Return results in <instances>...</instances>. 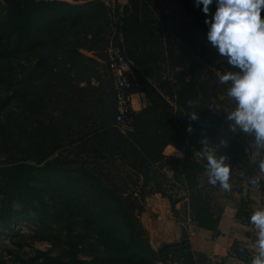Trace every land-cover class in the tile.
Instances as JSON below:
<instances>
[{"label": "trees", "instance_id": "1", "mask_svg": "<svg viewBox=\"0 0 264 264\" xmlns=\"http://www.w3.org/2000/svg\"><path fill=\"white\" fill-rule=\"evenodd\" d=\"M107 2L113 19L102 0H0V227L33 215L57 250L35 249L19 264H206L186 228L178 242L154 248L140 215L158 193L176 218L217 236L213 192L230 199L252 186L259 157L254 164L251 137L231 130L235 102L217 76L236 69L207 43L208 17L195 0ZM210 7L214 14L215 0ZM112 26L132 61L128 93L145 99L125 132L105 56ZM205 138L229 158L231 192L200 188ZM169 144L182 156L164 154ZM173 188L185 189L186 200ZM257 188L264 192V181ZM247 205L239 199L235 218L249 225ZM49 221L56 227H41ZM230 251L250 264L242 242Z\"/></svg>", "mask_w": 264, "mask_h": 264}, {"label": "clouds", "instance_id": "2", "mask_svg": "<svg viewBox=\"0 0 264 264\" xmlns=\"http://www.w3.org/2000/svg\"><path fill=\"white\" fill-rule=\"evenodd\" d=\"M214 0H195L197 7L208 17L207 43L224 57L235 71L217 73L221 84H229L227 97L235 102L228 111L227 121L233 132H241L251 137L250 147L253 156L259 157L257 172L249 177L253 187H259L264 181V0H215L216 10L211 12ZM193 105L192 100L188 101ZM191 120H197L198 114H189ZM188 131H192L191 125ZM202 145L201 158L205 165L208 183L219 186L225 192H231L232 166L228 156L219 152V145L212 146L207 138L199 141ZM223 148L228 146L220 141ZM253 163L257 161L254 159ZM254 226L256 240L247 243L252 252L250 264H264V209H256L250 217Z\"/></svg>", "mask_w": 264, "mask_h": 264}, {"label": "rangeland", "instance_id": "3", "mask_svg": "<svg viewBox=\"0 0 264 264\" xmlns=\"http://www.w3.org/2000/svg\"><path fill=\"white\" fill-rule=\"evenodd\" d=\"M118 2L121 5H123L127 2V0L125 2H121L118 0ZM106 5L107 7H109L107 16H110V18L113 19L114 6L108 3L107 1H106ZM108 40L109 43L110 42L116 43L118 41L114 26H112L111 32L108 35ZM143 101L145 102V99ZM166 152H168L169 155L180 157V153L173 148H169V149L167 148ZM181 156H182V152H181ZM255 160H257V157H255ZM199 185L200 188L206 191L209 190L210 184L208 183V178L206 177V175L203 174L200 177ZM169 192L175 194L176 196H181L184 200H186L188 194L187 191L183 188H173ZM250 196H253L254 204H256L257 199H260L261 202H264V192H262L257 187H253V186L246 188V190L242 194L234 193L233 197L230 199L224 198L219 190L213 192L212 194V198L214 199L216 198L215 201L217 202V204H221L222 206H225L226 203L228 202V204L234 207L237 206V202H239L240 198H244L245 200H251ZM250 202L251 201H249L248 204H250ZM248 208H249V213L251 212L253 213V211L256 210L257 206L252 208L249 205ZM145 209H146V202H145ZM144 211L145 212L141 213L140 219L145 229L148 232L149 241H150L149 233L153 231L154 235H157L159 232L158 231L159 227L162 228V224H164L165 226L162 229L164 230V232L166 231V233H168V236L171 238V240L177 238L176 237L177 235L181 236V232L183 228H186L188 231H191V227L194 226L192 222L189 223L185 218L184 219L179 217L176 218L174 213L170 210L169 203H160L159 201H156L152 205H149L148 209ZM169 218L172 219V221L174 222L170 223L171 225L168 226L164 222H166V220H168ZM39 224L40 223L38 222V220L36 221V217L30 215L28 217H24L23 219H20L19 225H15L11 222L10 228L0 227V264H19L18 261L19 257L23 259H28L31 256H33L35 249L48 251L49 253L51 252L50 254L52 255L57 253V250H51L52 248L51 243L46 239H43L41 234H45L46 232L43 233V231L39 230L40 227ZM50 226H53L54 228L56 227L55 223L53 222L50 223V221L49 223L43 222L41 224V227L45 229ZM148 227L152 229V231L149 230ZM179 240L180 237L178 239H174L167 243H175L178 242ZM163 244L166 243H162L160 244V246Z\"/></svg>", "mask_w": 264, "mask_h": 264}, {"label": "crops", "instance_id": "4", "mask_svg": "<svg viewBox=\"0 0 264 264\" xmlns=\"http://www.w3.org/2000/svg\"><path fill=\"white\" fill-rule=\"evenodd\" d=\"M90 55V53H88ZM144 98L142 93H133L131 94V104L132 110L138 111L144 106ZM167 148H173L177 152H181L176 149L172 144H169L165 147L163 153L169 155ZM176 155V154H175ZM165 171L168 176L172 175V171L169 167L165 168ZM251 201L250 205L252 208L264 209V202H261L260 199H257L256 204L253 203V196H250ZM216 198L211 199L210 211L213 215L219 218L218 230L219 234L217 236L212 235L211 230L198 228L195 225L191 227L190 236H188L190 246L197 254H202L206 258V264H244V261L234 256L230 249L235 241H240L247 246V243H253L256 240L255 228L251 224L241 223L238 219L235 218L236 207L231 206L226 203L225 206L217 204L215 201ZM159 201L160 203H169L168 199L161 196L158 193L152 194L146 197V209L149 205H152L154 202ZM145 212V211H144ZM252 214V212L250 213ZM172 219L166 220L168 226L173 223ZM162 224V228H164ZM149 228V227H148ZM159 227V232L157 235H154L152 229L149 228L152 232L149 233L150 243L154 248H157L162 243H167L174 239H178L180 236L177 235V238L171 240L166 231ZM250 252V251H249ZM219 256V261H214L212 255ZM252 256V252H251Z\"/></svg>", "mask_w": 264, "mask_h": 264}, {"label": "built area", "instance_id": "5", "mask_svg": "<svg viewBox=\"0 0 264 264\" xmlns=\"http://www.w3.org/2000/svg\"><path fill=\"white\" fill-rule=\"evenodd\" d=\"M105 56L109 69L115 78V98L117 113L115 115V122L122 132H125L127 126L130 124V113L132 111L131 94L128 89L131 87V64L132 61L123 51L122 47L117 43L110 42L105 49ZM190 223V218L186 219ZM190 235V231H188ZM214 261H219V256H211Z\"/></svg>", "mask_w": 264, "mask_h": 264}, {"label": "water", "instance_id": "6", "mask_svg": "<svg viewBox=\"0 0 264 264\" xmlns=\"http://www.w3.org/2000/svg\"><path fill=\"white\" fill-rule=\"evenodd\" d=\"M63 1H66V2H69V3H72V4H82V3H87V2H91V1H94V0H63ZM102 1H108V0H102ZM121 2H125L126 0H119Z\"/></svg>", "mask_w": 264, "mask_h": 264}]
</instances>
